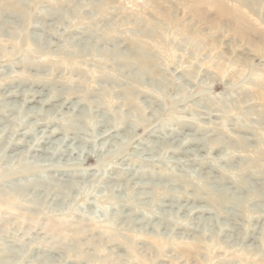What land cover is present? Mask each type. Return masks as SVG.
<instances>
[{
	"label": "rangeland",
	"instance_id": "obj_1",
	"mask_svg": "<svg viewBox=\"0 0 264 264\" xmlns=\"http://www.w3.org/2000/svg\"><path fill=\"white\" fill-rule=\"evenodd\" d=\"M0 264H264V0H0Z\"/></svg>",
	"mask_w": 264,
	"mask_h": 264
}]
</instances>
